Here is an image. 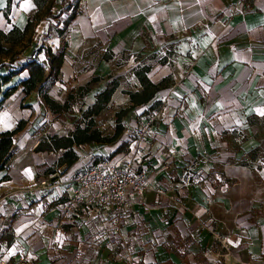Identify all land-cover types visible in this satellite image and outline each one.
I'll return each instance as SVG.
<instances>
[{"label": "crops", "instance_id": "1", "mask_svg": "<svg viewBox=\"0 0 264 264\" xmlns=\"http://www.w3.org/2000/svg\"><path fill=\"white\" fill-rule=\"evenodd\" d=\"M7 5L0 0L4 31L24 29L36 10L34 0ZM48 37L52 52L64 53L50 98L97 78L93 99L115 79L108 105L126 113L114 142L73 148L70 166L60 164L63 150L58 162L54 151L36 152L28 124L14 136L0 170V264H264V0H78L75 18ZM142 68L159 89L133 105ZM27 77L7 83L17 88L0 111V133L30 116L19 104L32 92L17 86ZM161 106L152 135L132 139ZM100 157L144 171L143 200L119 225L107 211L63 220L58 202L72 176ZM52 172L62 184L41 189Z\"/></svg>", "mask_w": 264, "mask_h": 264}, {"label": "rangeland", "instance_id": "2", "mask_svg": "<svg viewBox=\"0 0 264 264\" xmlns=\"http://www.w3.org/2000/svg\"><path fill=\"white\" fill-rule=\"evenodd\" d=\"M50 1L51 0H38V2L35 3L36 10L32 12L29 17L31 20L30 28L27 34L22 38L24 41L22 50L21 44L18 41L16 42V38L18 37H16L15 34L10 35V42L8 44H3L4 47L10 49L11 57L14 56L17 59L13 64H9L7 67L0 69L1 73L9 71L10 66L19 68L20 65L24 62L26 63L28 59L32 60L33 56H35L34 58L37 59L36 61L38 63L42 64L45 62L46 57H43V55H35L36 51L49 47L47 41L49 34L51 32H58L55 24H61L62 21V27H64V23L68 20L70 15L73 14L77 2V0H61L56 3L55 0L52 2ZM62 12L64 13L63 16ZM43 22H46V24ZM48 80L53 81L52 78L42 80L37 85L36 89L32 91L30 94L31 103L28 104L26 98H23L19 104L23 112L30 113L29 118L23 121L25 122L24 127L28 124L27 133H32L34 143L47 139L53 133V135L59 137L65 136V133H67V136H70L76 129H83L85 127H88L89 132L93 130L98 131L100 135L102 136L103 134L105 138L111 137L114 134L117 126V114L122 111V109L114 105H108V102L96 115H91L89 113L90 107L95 102L96 96L91 99L87 94L91 88L98 86L99 81L90 80L87 84L77 89L72 88L68 90L61 100L54 99L60 105L67 103V108L64 111L52 112L43 99V95L47 94L46 92L50 88V85L48 86L47 84ZM111 81L107 82L106 86ZM114 81L116 80L114 79ZM19 83L17 86H20ZM9 87H12L11 84L4 85L2 91H5ZM1 97L2 95L0 94V99ZM122 117L120 118V122ZM73 148L80 149L79 146H74ZM29 149L31 151V148ZM54 152L56 161L58 162L62 151ZM56 152L59 153V156L56 155ZM48 154L49 152H46L44 157ZM42 165V163H39L36 164V167H41ZM47 169L50 170L51 166Z\"/></svg>", "mask_w": 264, "mask_h": 264}, {"label": "trees", "instance_id": "3", "mask_svg": "<svg viewBox=\"0 0 264 264\" xmlns=\"http://www.w3.org/2000/svg\"><path fill=\"white\" fill-rule=\"evenodd\" d=\"M43 1V0H42ZM51 0L50 2H52ZM78 1V0H77ZM38 0H35V3ZM10 0H8L7 9L9 7ZM76 15V5L74 7L73 14L70 15L68 20L64 23V28L62 30H58V33H62L64 29L68 26L69 22L75 18ZM31 20L29 19L24 29H19L17 27H13L9 31L0 30V69L7 67L9 64H13V62L17 59L16 57L10 54V49L4 47L3 44H8L10 42V35H14L16 38V42L18 41L21 44V50L23 49L24 41L22 38L27 34ZM41 49H38L40 52ZM44 55L47 60L48 65V73L46 75L45 67L36 62L35 60H30L22 65L19 68L11 67L9 71L6 73H0V94L2 95L0 99V111L3 109L5 101L11 96V94L15 91L16 86H12L7 88L5 91H2V87L6 85L13 76L19 74L20 72L27 70L28 77L19 83L23 88V92L25 95H28L30 92L34 91L37 85L44 79L52 78L53 80L57 79V74L60 69L62 60H63V51L53 53L49 47L43 49ZM147 68H142L139 71L135 72V75L142 86L141 92H129V98L133 105L147 103L155 92L159 89L158 85H155L149 81L146 77L145 72ZM91 81H98L97 78H93ZM117 87L116 81H111L106 88L101 91L95 99V102L90 107L89 113L91 115H96L102 108L110 101L111 95L115 91ZM43 99L45 104L49 107L52 112L64 111L67 108V103L60 105L55 102L52 98H50L47 94L43 95ZM126 110L120 111L117 119V126L114 131V134L111 137H102L100 133L96 130L89 132L88 127L83 129H76L70 136H62L59 137L57 135H53L48 137L47 139L40 141L36 147V152L43 151H58L63 150L62 158L60 160V164H66L70 166L77 160V155L74 152L73 147L79 146L82 144H86L89 142H102V143H112L114 142L119 134L121 133L122 126L120 125V118L124 116ZM25 122L19 121L17 126L11 131H5L0 133V170H3L11 158V148L13 145L14 136L20 132L24 127Z\"/></svg>", "mask_w": 264, "mask_h": 264}, {"label": "built area", "instance_id": "4", "mask_svg": "<svg viewBox=\"0 0 264 264\" xmlns=\"http://www.w3.org/2000/svg\"><path fill=\"white\" fill-rule=\"evenodd\" d=\"M163 109L161 106L146 122L137 123L131 138L143 140L150 137L153 133V123ZM61 184L59 174L52 172L41 181L40 187L52 189ZM148 188L146 173L137 171L133 161L100 157L85 163L72 176L58 205L63 220L70 223L85 221L91 215L107 211L111 220L119 225L128 206L132 202H141ZM213 236L224 247L219 236L215 233ZM13 264H24V260L15 257Z\"/></svg>", "mask_w": 264, "mask_h": 264}]
</instances>
